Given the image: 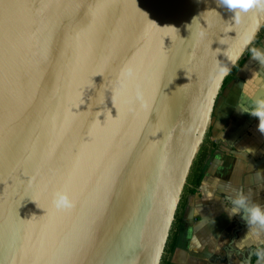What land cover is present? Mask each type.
Wrapping results in <instances>:
<instances>
[{
  "label": "water",
  "instance_id": "water-1",
  "mask_svg": "<svg viewBox=\"0 0 264 264\" xmlns=\"http://www.w3.org/2000/svg\"><path fill=\"white\" fill-rule=\"evenodd\" d=\"M234 15L0 0V264L161 263L225 78L264 27V11Z\"/></svg>",
  "mask_w": 264,
  "mask_h": 264
},
{
  "label": "crops",
  "instance_id": "crops-1",
  "mask_svg": "<svg viewBox=\"0 0 264 264\" xmlns=\"http://www.w3.org/2000/svg\"><path fill=\"white\" fill-rule=\"evenodd\" d=\"M255 49L264 51V35ZM251 56L217 98L211 131L218 147L189 199L171 264H252L264 250V228L248 226L239 215L229 219L224 211L240 189L264 206V133L259 117L237 110H255L254 101L264 99V67Z\"/></svg>",
  "mask_w": 264,
  "mask_h": 264
},
{
  "label": "clouds",
  "instance_id": "clouds-1",
  "mask_svg": "<svg viewBox=\"0 0 264 264\" xmlns=\"http://www.w3.org/2000/svg\"><path fill=\"white\" fill-rule=\"evenodd\" d=\"M216 2L218 6L234 12L237 20L239 19V13H247L253 9L264 11V0H216ZM240 54L236 53L234 56H231L233 64L239 59ZM251 59L264 67V51L252 49ZM228 72V68L220 69L221 76H227ZM254 109L250 111L248 108L238 106L237 110L241 113H249L252 116L259 117L258 130L264 133V99L257 98L254 101ZM52 204L58 211H67L74 206L73 200L67 192L55 193ZM224 211L227 213L229 219L239 215L241 220L245 221L248 226L259 225L261 228H264V206L258 203H251L242 189L236 191V195L231 199V206L225 207ZM261 259L264 260V256Z\"/></svg>",
  "mask_w": 264,
  "mask_h": 264
},
{
  "label": "trees",
  "instance_id": "trees-1",
  "mask_svg": "<svg viewBox=\"0 0 264 264\" xmlns=\"http://www.w3.org/2000/svg\"><path fill=\"white\" fill-rule=\"evenodd\" d=\"M264 35V27L261 33L256 38L253 46L248 51L247 56L243 57L237 66L231 71V73L225 78L222 89L232 81L236 76V71L241 67L249 55L252 53V49H255L256 45L260 43ZM222 91V90H221ZM212 127H210L206 137L203 140V143L200 147V150L192 164L184 192L182 194L181 200L179 202L178 208L176 210L175 218L170 230V234L166 243L165 252L162 256L160 264H171V256L178 245V239L180 230L185 221V211L188 206L189 199L192 195L196 194L198 191L201 182L204 177V171L207 166L209 158L212 156L214 150L218 147V143L212 138ZM261 251H257L253 257L252 263L260 255Z\"/></svg>",
  "mask_w": 264,
  "mask_h": 264
}]
</instances>
